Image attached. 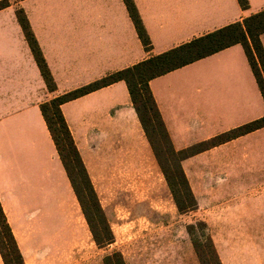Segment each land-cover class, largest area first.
I'll return each instance as SVG.
<instances>
[{
    "label": "crops",
    "instance_id": "1",
    "mask_svg": "<svg viewBox=\"0 0 264 264\" xmlns=\"http://www.w3.org/2000/svg\"><path fill=\"white\" fill-rule=\"evenodd\" d=\"M133 1L151 42L149 51L123 0H9L0 10V175L14 173V158L34 150L49 156L55 180L63 182L41 104L264 10V0H247V9L238 0ZM18 9L53 77V92L16 18ZM260 41L264 49V33ZM149 88L173 150L183 155L180 166L201 220L208 223L213 203L225 196L259 190L262 197L264 127L207 146L264 117V99L240 44L156 77ZM61 111L76 144L106 137L128 142L133 151L150 145L123 81L66 102ZM247 203V212L263 220V204Z\"/></svg>",
    "mask_w": 264,
    "mask_h": 264
},
{
    "label": "rangeland",
    "instance_id": "2",
    "mask_svg": "<svg viewBox=\"0 0 264 264\" xmlns=\"http://www.w3.org/2000/svg\"><path fill=\"white\" fill-rule=\"evenodd\" d=\"M142 117L163 166L175 171L178 157ZM98 138L74 141L81 162L64 142L61 151L53 142L63 182L55 180L49 156L34 150L14 158V173L0 175L2 218L23 264H105L112 253H120L124 264H215L207 237L221 264H264V217L247 212L252 199L264 208V191L261 197L259 190H243L214 202L206 223L197 208L178 212L148 142L146 151L138 145L133 151L128 142ZM94 229L102 235L108 229L112 242L99 247ZM5 239L0 244L8 254L12 247ZM193 241L201 244L202 258Z\"/></svg>",
    "mask_w": 264,
    "mask_h": 264
},
{
    "label": "trees",
    "instance_id": "3",
    "mask_svg": "<svg viewBox=\"0 0 264 264\" xmlns=\"http://www.w3.org/2000/svg\"><path fill=\"white\" fill-rule=\"evenodd\" d=\"M123 1L144 49L149 51L151 42L142 24L134 1ZM238 2L242 9H247V0H238ZM7 6H9V0L0 1V10L6 8ZM16 18L22 27L25 38L29 44L35 61L39 66L47 89L50 92L55 91L56 85L53 77L47 67L46 61L41 53L34 34L31 31L29 21L22 9H18L16 11ZM263 33L264 10L243 19L242 22L233 23L204 36L193 39L192 41L168 50L167 52L145 59L129 68L109 74L93 83L54 97L51 100L41 104L40 110L42 116L46 122L47 128L50 132L53 142L57 147V150L61 151V143L63 144L64 142L63 145L66 146V148L68 147V154H71L75 161L81 162L78 150L74 143V139L62 114L61 105L101 88L107 87L113 83L123 81L127 86L133 108L136 111L143 130L147 135V139L152 146L163 176L169 186L178 212L185 214L195 210L197 208L196 199L180 166V161L183 159V155L182 153H176L173 150L158 107L149 88V82L156 77L162 76L168 72L203 59L230 46L240 44L245 51V55L248 59L249 65L264 99V49L260 41V36ZM143 113L149 122L153 124V130L156 131L157 135H159L160 140L164 139L166 141L167 148L170 150L171 154H173L175 157H178L176 158L177 169L175 171H169L163 166L160 156H158L156 150L153 148L151 137H148L149 133L142 117ZM263 127L264 117L217 136L216 138L209 141L207 146L220 145ZM0 218L2 219L3 230L6 232L5 236L9 242L7 246L9 247L10 245L12 247V251L6 254L3 249L4 247L0 244V254L3 258L4 264H8V257H10L12 264H23L21 256L17 251L16 245L9 233V229L4 223L1 209ZM87 221L92 229L91 222L88 218ZM199 224L205 227L204 223ZM106 230V235H102L95 229L92 231L93 238L99 247L106 246L113 240L111 233H109L108 229ZM3 245L5 246L6 243H3ZM193 245L199 256L202 258L203 252L200 251L201 244L193 241ZM7 246L5 247L7 248ZM206 246L209 248L210 253L213 256L214 263L221 264L210 237L206 238ZM104 263L124 264V261L120 253H112L105 257ZM202 264H206L203 259Z\"/></svg>",
    "mask_w": 264,
    "mask_h": 264
},
{
    "label": "flooded vegetation",
    "instance_id": "4",
    "mask_svg": "<svg viewBox=\"0 0 264 264\" xmlns=\"http://www.w3.org/2000/svg\"><path fill=\"white\" fill-rule=\"evenodd\" d=\"M5 235H6V232H4L3 227H2V219H0V237H2L3 240L6 242Z\"/></svg>",
    "mask_w": 264,
    "mask_h": 264
}]
</instances>
